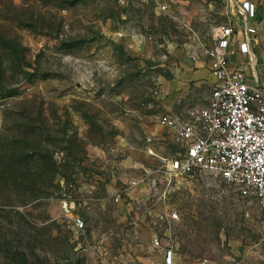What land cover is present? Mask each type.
<instances>
[{"label": "rangeland", "instance_id": "374dc122", "mask_svg": "<svg viewBox=\"0 0 264 264\" xmlns=\"http://www.w3.org/2000/svg\"><path fill=\"white\" fill-rule=\"evenodd\" d=\"M185 1L0 0V264H164L149 217L108 189L183 152L165 92L195 69L193 34L226 21L223 0ZM190 85L205 103L210 82ZM173 184L175 264H264L258 211L233 187Z\"/></svg>", "mask_w": 264, "mask_h": 264}, {"label": "built area", "instance_id": "2783aa9c", "mask_svg": "<svg viewBox=\"0 0 264 264\" xmlns=\"http://www.w3.org/2000/svg\"><path fill=\"white\" fill-rule=\"evenodd\" d=\"M225 1L230 7L229 19L212 28L210 41L195 33L192 36V62L201 57L211 61L209 96L205 103L197 104L189 100V92L178 93L173 99L181 111L161 119L183 152L168 159L159 171L112 179V184H120L110 197L125 208L127 219L135 208L149 217L150 223L144 225L153 235L151 251L163 254L164 264H175L177 244L164 239L175 233L174 226L181 220L177 210L167 209V195L179 178L202 181L210 187L219 183L233 187L244 202L257 209L264 236V71L258 68L255 55L258 10L249 1ZM239 26L243 36L239 52L249 56V63L231 70L232 40ZM83 190L87 198L95 192L88 185ZM78 222V227L84 228V223Z\"/></svg>", "mask_w": 264, "mask_h": 264}, {"label": "crops", "instance_id": "0c3cea01", "mask_svg": "<svg viewBox=\"0 0 264 264\" xmlns=\"http://www.w3.org/2000/svg\"><path fill=\"white\" fill-rule=\"evenodd\" d=\"M159 1H165V0H159ZM225 2L226 10H225V15H226V21H228L229 17L228 14L230 13V7L227 5L226 1ZM249 1L257 7V19L254 21V24L258 30V47L255 49V55L258 60V68L262 71H264V0H245ZM179 9H185L187 6V2L185 0H178ZM160 7L162 10H166L168 8V4H160ZM159 7V8H160ZM243 36L241 33V27H237L236 34L233 37V49H234V54L231 55L230 57V69L234 70L241 64H248L249 63V56L248 55H243L239 52V43L242 41ZM192 40V38H191ZM210 39H207L205 42H209ZM192 44V41H191ZM191 58V57H190ZM192 62V61H191ZM192 65H195V69H191L188 66L185 67V73L184 78L187 79V81L183 80L181 82H178L171 87L168 88V90L165 92L166 95L168 94H174L173 92H189L190 93V98L191 101H193L192 98H194V88L191 87L190 83L194 82L195 86H201L203 83L210 82L212 85L213 83V75H212V67H211V61L206 58V57H201V59L197 62H192ZM176 95V94H174ZM174 95L172 96V102L173 105L175 106V101H174ZM174 110H171L173 112ZM116 181H114L113 184H115ZM119 185V184H115ZM119 187H112L108 189L109 196H111L116 190H118ZM118 208V206H117ZM120 209V208H119ZM120 211H123L120 209ZM148 229V228H147ZM151 233V230L148 229ZM261 247H264L261 245Z\"/></svg>", "mask_w": 264, "mask_h": 264}]
</instances>
